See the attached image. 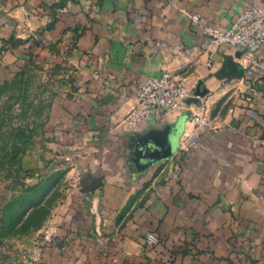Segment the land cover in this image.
Here are the masks:
<instances>
[{"label": "crops", "instance_id": "0c3cea01", "mask_svg": "<svg viewBox=\"0 0 264 264\" xmlns=\"http://www.w3.org/2000/svg\"><path fill=\"white\" fill-rule=\"evenodd\" d=\"M56 1L0 0L2 8L10 7L2 20L10 14L14 24L25 20V31H32L49 20L38 4ZM96 1L69 3L46 32L66 61L87 64L80 73L90 81H79L78 96L65 100L60 120L65 137L76 136V147L93 153L77 162L82 179L75 208L59 217L61 225L45 245L46 262L264 264V76L216 77L224 55L239 61L237 51L210 43L197 22L226 29L245 6H264V0ZM257 55L264 67V47ZM163 69L184 73L191 88L203 83L207 93L197 102L211 109L220 124L216 131L193 128L185 110L127 130L136 89ZM60 113L53 109L56 117ZM175 125V154L166 165H149L136 175L137 165L122 156L126 146L135 162L141 143L163 140ZM181 148L177 169L173 159ZM91 182L100 188L83 192ZM149 234L157 241L150 242Z\"/></svg>", "mask_w": 264, "mask_h": 264}, {"label": "rangeland", "instance_id": "374dc122", "mask_svg": "<svg viewBox=\"0 0 264 264\" xmlns=\"http://www.w3.org/2000/svg\"><path fill=\"white\" fill-rule=\"evenodd\" d=\"M1 1L8 4V0ZM75 1L58 0L50 4H38L36 8H39V12L48 11L46 15L49 20L35 25L32 31H25L29 30L25 20L14 24L16 18L10 14H7L9 19L3 21L10 7L0 6V118L9 110L7 115L12 117L9 126L0 128V140L4 134L8 142L4 147L12 151L15 144L22 142L17 136L21 126L28 134L34 135L31 145L19 156V163L16 160L6 161V164L2 165L5 169L14 166L19 173L11 175L3 170L2 175L8 178L0 177V264H48L45 259V245L52 242L57 228L61 225L59 217L75 208L74 193L80 190L82 179L77 162L87 154L90 157L93 155L92 152H86L89 148L84 150V146L76 147V142H80L76 136L65 137L67 130L62 128L60 120L62 109H65V100L78 96L81 88L79 81H90L89 75L80 73L87 64L66 61L65 51L58 49L56 45L58 40L54 39L52 46L47 42L46 36V32L55 26L61 10ZM96 2L99 4L101 0ZM13 4L16 6L20 3L17 1L16 5ZM30 6L34 7L29 3V8ZM27 10L30 11L28 8ZM24 16L28 14L25 13ZM75 44L76 37L73 36L69 48H74ZM18 73L22 74L21 79L25 83L23 87L28 89L26 101L29 106L27 105L25 117L14 119L13 116L21 111L22 107L20 102L17 103V97H21L18 92L19 84L16 82L19 77L17 80L14 78ZM6 82L9 83L4 89L3 84ZM56 107L61 111L59 117L53 114ZM88 140L91 142L90 138ZM126 148H129V151L121 152L122 156L126 157L129 166L137 165L136 175L143 174L149 165L160 163L159 167H162L171 158L141 161L139 150V153L134 155L135 162H132L130 155L133 148L131 152V146ZM137 148L138 146L135 147ZM181 149L177 159H173L174 165H178L177 169L181 167L184 157L182 153L185 150ZM98 188V184L91 182L89 187L82 186V191L91 192ZM26 196L31 201L38 202L29 207L17 221L6 220L9 204H23Z\"/></svg>", "mask_w": 264, "mask_h": 264}, {"label": "built area", "instance_id": "2783aa9c", "mask_svg": "<svg viewBox=\"0 0 264 264\" xmlns=\"http://www.w3.org/2000/svg\"><path fill=\"white\" fill-rule=\"evenodd\" d=\"M197 22L203 26L210 43L227 45L239 53L237 59L243 69V76H264V67L257 55L264 47V6L248 4L226 29L208 26L200 19ZM94 77L98 78V73ZM194 89L188 86V78L184 73L171 69H163L159 75L148 77L132 97L133 106L124 119L125 127L133 130L152 116H167L185 110L193 128L199 132L216 131L220 124L211 109L197 102L200 98L196 102L189 101ZM183 136L190 142L195 139L191 132H185ZM147 239L152 243L157 241L151 234Z\"/></svg>", "mask_w": 264, "mask_h": 264}, {"label": "trees", "instance_id": "16d2710c", "mask_svg": "<svg viewBox=\"0 0 264 264\" xmlns=\"http://www.w3.org/2000/svg\"><path fill=\"white\" fill-rule=\"evenodd\" d=\"M21 76L22 74L21 73H18L17 76L15 75V80H17V78L19 77V79L16 81L18 82V87H19V96L21 97H17L19 99V101L17 103L20 102V104L22 105L21 107V111H18V113H16L13 117L14 119L15 118H21V117H25L26 116V113H27V105L29 106V104L27 103L26 101V97L28 96L27 95V92H28V89L25 87H23L25 85L24 81L21 79ZM9 82H6V84H3L4 86V89L6 88V86L8 85ZM2 86V87H3ZM1 87V88H2ZM2 91V90H1ZM23 98V99H21ZM17 100V99H16ZM27 103V104H26ZM11 107V106H10ZM13 108V107H12ZM19 110V109H18ZM8 112L9 111H5L4 115H1V118H0V128H5L7 126H9V123L11 122V119L12 117L7 114H9ZM21 131L20 133H18L17 136L20 137L21 139V143L19 144H15L14 147H12V151L10 148L8 147H4L7 145V141H6V136L4 134L1 135V139L0 142H2V146L0 149H2V151L0 152V177L2 178H8V177H5L4 175H2V172L3 170H6L8 172V174H11V175H15V174H18V170L13 168V167H9L10 169H5V168H2V165L3 164H6V161H15L16 162L18 161L19 163V156L22 155L26 148L31 145V141H32V137L34 136L33 134H28V132L21 126ZM11 134V133H10ZM21 168V166H20ZM22 170V168H21ZM31 198V197H30ZM25 200L23 204H14L12 205V203L9 204V210L7 212V215L5 217L6 220L10 221V222H15L19 219V217L23 216L24 215V212L27 211V209L29 207H32L34 204H36L38 201H31V199H28L27 196L25 197ZM5 211V210H4ZM2 219V218H1ZM0 219V220H1Z\"/></svg>", "mask_w": 264, "mask_h": 264}, {"label": "water", "instance_id": "95a60500", "mask_svg": "<svg viewBox=\"0 0 264 264\" xmlns=\"http://www.w3.org/2000/svg\"><path fill=\"white\" fill-rule=\"evenodd\" d=\"M239 57V53H236ZM243 76V69L238 61H234L232 55H224L222 65L216 74L218 78L239 79ZM207 93L202 82H199L194 89L193 97L190 102H196ZM178 125L168 129L165 138L161 141H146L140 145L141 161L162 160L171 157L177 150Z\"/></svg>", "mask_w": 264, "mask_h": 264}]
</instances>
